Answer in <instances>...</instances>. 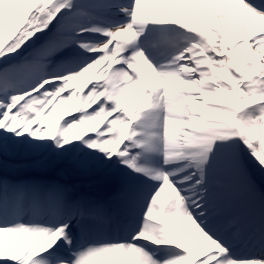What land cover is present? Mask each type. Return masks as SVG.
Segmentation results:
<instances>
[{
    "label": "snow or ice",
    "instance_id": "obj_1",
    "mask_svg": "<svg viewBox=\"0 0 264 264\" xmlns=\"http://www.w3.org/2000/svg\"><path fill=\"white\" fill-rule=\"evenodd\" d=\"M0 264H264V0H0Z\"/></svg>",
    "mask_w": 264,
    "mask_h": 264
},
{
    "label": "bare ground",
    "instance_id": "obj_2",
    "mask_svg": "<svg viewBox=\"0 0 264 264\" xmlns=\"http://www.w3.org/2000/svg\"><path fill=\"white\" fill-rule=\"evenodd\" d=\"M5 32H6V35H7V29H5ZM94 71H95V70H94ZM135 91H136V90H134V93H135ZM134 93H133V94H134ZM131 99H132V97H129V100H131Z\"/></svg>",
    "mask_w": 264,
    "mask_h": 264
}]
</instances>
